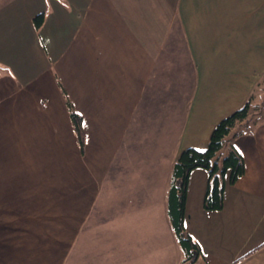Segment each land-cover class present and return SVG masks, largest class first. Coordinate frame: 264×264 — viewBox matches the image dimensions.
<instances>
[{
    "label": "crops",
    "instance_id": "1",
    "mask_svg": "<svg viewBox=\"0 0 264 264\" xmlns=\"http://www.w3.org/2000/svg\"><path fill=\"white\" fill-rule=\"evenodd\" d=\"M263 85L264 0H0V264H181L174 164ZM233 142L221 210L189 179L205 264L264 252V113Z\"/></svg>",
    "mask_w": 264,
    "mask_h": 264
},
{
    "label": "trees",
    "instance_id": "2",
    "mask_svg": "<svg viewBox=\"0 0 264 264\" xmlns=\"http://www.w3.org/2000/svg\"><path fill=\"white\" fill-rule=\"evenodd\" d=\"M43 20V14H38L35 18L36 25L40 26ZM261 90L264 91V85ZM255 97L256 94H253L240 109L223 118L215 126L207 149L201 151L196 148H187L182 151L174 164L169 192V215L179 246L184 254L182 264H192L203 254L199 242L185 227V207L190 175L197 168H204L208 171L209 185L204 199V207L211 211L221 210L224 206L226 184H234L245 173L243 155L235 147L233 141L239 135L253 131L263 120L264 100L254 103ZM68 107L84 150L85 131L82 116L70 101H68ZM225 146H227V152L221 157L222 149ZM262 246L264 244L246 252L239 260Z\"/></svg>",
    "mask_w": 264,
    "mask_h": 264
},
{
    "label": "rangeland",
    "instance_id": "3",
    "mask_svg": "<svg viewBox=\"0 0 264 264\" xmlns=\"http://www.w3.org/2000/svg\"><path fill=\"white\" fill-rule=\"evenodd\" d=\"M263 100H264V91L263 92L259 91V93L256 95V97L253 100V102L254 103L260 102V101L262 102ZM226 152H227V146H225L222 149V155H221V157H223ZM221 162H222V158H221ZM241 242L242 241H230L229 243L232 245V247H234L236 249L237 248L236 246H238L239 244H241ZM182 258H184V254L181 253V259ZM241 263H244V264H264V255L257 254V256L255 258H253L251 261L248 262L246 260V261H241ZM192 264H205V262L203 261V259L200 258L199 260H196Z\"/></svg>",
    "mask_w": 264,
    "mask_h": 264
}]
</instances>
